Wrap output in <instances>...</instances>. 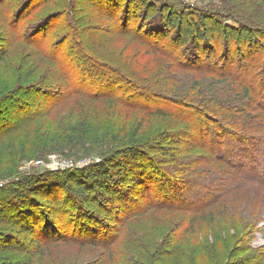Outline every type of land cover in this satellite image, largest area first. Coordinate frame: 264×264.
Wrapping results in <instances>:
<instances>
[{"label": "rangeland", "instance_id": "374dc122", "mask_svg": "<svg viewBox=\"0 0 264 264\" xmlns=\"http://www.w3.org/2000/svg\"><path fill=\"white\" fill-rule=\"evenodd\" d=\"M170 1L0 0V187L7 188L0 194V261L31 257L33 264H87L113 257L111 264H264V183L247 182L250 170L240 167L247 185L216 202L212 189L221 187L225 169L205 173L212 164L241 162L264 175V143L234 140L218 133L214 123L198 131L205 120L189 128L197 114L188 108L187 119L180 111L149 113L158 106L181 109L174 101L197 78L204 80L195 68L182 71L171 60L188 18L177 17L168 27L171 11L162 7ZM179 1L192 10H222L228 2ZM222 20L239 26L233 18ZM207 21L214 32L217 22ZM245 35L256 39L247 30L238 32L231 58L219 65H239L237 45ZM212 39L202 41L199 53L191 42L176 54L201 56L206 62L200 66L215 61L208 58L210 49L226 54L227 46ZM240 101L264 115L258 102ZM140 119L137 142L131 136ZM220 149L223 160L216 159ZM51 155L88 161L74 186L49 163ZM105 158L106 176L95 167ZM110 186L114 192L108 193ZM22 193L32 206L21 201V208H11ZM162 202L192 210L158 209ZM30 207L49 235L40 244L11 218ZM197 207L204 214L188 230ZM106 244L117 253H109Z\"/></svg>", "mask_w": 264, "mask_h": 264}, {"label": "trees", "instance_id": "16d2710c", "mask_svg": "<svg viewBox=\"0 0 264 264\" xmlns=\"http://www.w3.org/2000/svg\"><path fill=\"white\" fill-rule=\"evenodd\" d=\"M226 1L228 2L225 3L224 5L225 8H223L222 10L217 8L216 9L197 8L195 10H192L191 7L189 6L181 8V6L185 5V3L184 1H179V0L176 2L175 0L170 1V3L168 4L165 3L166 5L162 7L164 9L165 7H169V10L171 11V16L168 18V21H166L167 24L169 25L168 27L170 28H172L175 25V19L177 17L181 20L186 17L188 18V28H186L185 33L182 34L181 41L178 47L176 48V51L181 50L182 46L185 43L186 45H188L189 43L192 42L190 47L194 46L195 50L199 53L200 49H202L204 45L202 41L206 40L208 35H210L211 38H213L212 40L215 41L218 47L219 46L223 48L224 46L227 47H226V54L224 53V50L219 51L217 47H213L212 49H210L211 54L208 55V58L211 59L213 57H216V60L212 62L208 61L207 64L201 66L199 65V63L200 61L204 60L201 59V56L190 59L189 55L176 54L175 51V53H173V55L171 56V60L175 62V66L177 65L176 63L177 61L178 68L181 69L182 71L189 72L187 69L195 68V71L193 72H197L198 74L204 75V77H202L204 78V80L197 78L193 85L188 87L186 91L182 92L181 95H179L178 101H174L179 104L181 109L165 110L164 107L158 106L156 109H152V110L150 109L149 113L169 116L172 115L173 112L177 114V112L180 111L181 116H186L187 119L188 116L185 115L184 110L188 108L190 109V111H194L197 114V115H193L191 117V120H188L186 126H189V128L192 127L194 129L196 128V126H198L200 123H203V121L205 120L206 125L203 128L199 129L198 131L202 132L203 130L209 128L207 127V124L211 126V124L214 123L217 126L215 127V129L217 130L218 133L222 134L223 132L225 134H228L234 140L247 141L249 143L256 141L260 143H264V133H258L263 128L264 115L246 109L244 106L245 103H243L242 105V102L240 101V100H249V102L251 101H253L254 103L258 102L259 106L264 107L263 99H261V101L256 100L259 97H264V56H262L264 55V4L263 2L259 3L258 0H247V1L226 0ZM209 17L212 18V21L217 22L215 28L216 30H214V32L213 31L209 32L208 31L209 29H207L208 27L213 28V24L210 22L208 26L207 18ZM228 17L235 19L239 26L232 27L227 25V23H224L222 19L223 18L226 19ZM242 30H247L251 32L253 35H255L256 39H252V37L246 38V35L243 38L241 36V38L239 39L240 43L237 45L238 53L241 54V58H240L241 61L239 62V65L232 69H227L226 63L225 65L224 64L219 65L221 61L225 62V60L231 58L230 48L235 45L234 40L237 37L238 32ZM215 33H217L216 36H214ZM167 36L168 33L165 34L164 37ZM255 42H259V43H255ZM243 43L247 44V47H245L246 49L245 48L242 49ZM245 51H249L251 55L246 53ZM166 54L167 53H165L164 55ZM245 61H247L248 63L244 64L243 62ZM203 62L206 61L204 60ZM178 68H176V70ZM217 72H220L218 73L219 76L216 75ZM108 99L111 100L113 98L110 97ZM165 99H169V98L166 97ZM194 116L197 117L194 119L193 118ZM143 124H144L143 119H140L136 123L132 131L131 140L137 139L136 141L140 142L138 136L143 128ZM197 146L198 148L201 149H205L207 147V146L204 147L201 144ZM192 147H196V145L193 144ZM151 148L152 150L158 149V144L156 143V145H153V147ZM145 149L147 148L145 147ZM218 151H221V155L217 153L216 159L220 160L225 157V154L223 153L222 149ZM139 152L141 151L139 150L135 151L136 154H139ZM106 158L104 161H102V163L98 160L99 163L95 164V167L101 168L105 176L108 174V171L102 169L101 165H103L108 161V159ZM147 158L150 159V161L154 160L151 159V156H147ZM224 165H225L224 163H222V165L212 164L211 166H209V168L205 169V173L209 172L211 174H213V172H215L216 169L217 171L215 173L217 175L219 174V171L222 170V168L225 169V173L219 174L225 178V179H220L221 183L219 186L221 187L217 191L215 189H212L213 195L210 196L214 197L213 201L216 200L217 202L218 199L219 200H221L222 198L224 199L228 197L231 193L234 194V192L240 191L241 188L247 185V182L258 181V178L261 179L259 180V183H264L262 182V180H264V175L260 171H258V169L255 167H250V165L244 167V165L241 162L238 163L230 162L228 164L229 168L225 167L226 165L225 166ZM240 167L247 168L248 170H250V174L245 176L247 180L246 183L245 181H243L244 179L242 176V174L245 175V173L241 172L242 169ZM85 168L87 167L72 168L69 170L58 171V172H64L65 175L67 176L66 179L67 182L74 186L75 183L80 180V175L83 173V171H85ZM226 168H228L229 170H227ZM21 181L24 180L22 179ZM98 183L101 182L98 181ZM38 184L39 183H37V185ZM58 184L60 183L58 182L57 186ZM108 188H109L107 190L108 193L114 192L111 186ZM221 189L222 191H220L219 193V190ZM250 189L251 191H253L252 188ZM6 193H7L6 186L5 185L1 186L0 194H6ZM20 196H21L20 200H14L13 202H11L13 204V205H9L11 208H13L14 205H16V208H21L22 205L21 201H24V204L28 206H32V203L29 202L28 197L26 196L25 193H22V195ZM51 199L47 198V200H51ZM162 201H164L163 198ZM5 208L6 206H4L2 210H4ZM177 208L180 210L182 209L192 210L191 207H187V208H181L179 206L176 207V205L168 204L167 202H162L161 204L158 205V209L175 210ZM152 209L155 208L152 207ZM27 211L28 213H23L24 211L19 212L18 214L21 216H19L17 213L14 212L11 218L14 219L13 221L14 224L20 223L21 231L27 232L29 234L32 233L36 234V237L33 239L36 240L37 244H40L41 236L44 235L46 237L49 235L48 234L45 235L47 231H44L45 226L43 224L41 216L39 214H35V210H33L31 207L27 209ZM55 213L58 214V211L55 210ZM199 214L202 215L204 213H202V209H199L197 207L196 211L190 216L189 220L191 223V227L188 230H191L193 228L196 220L199 217ZM30 216L33 217L32 223L26 221V218ZM39 220L42 221V223L36 225L37 223H39ZM5 244L7 246H12V242H10L9 240H6ZM105 247H107V250H110L109 253H111L112 255H114L113 253H117L114 247L108 248L109 244L108 245L106 244ZM111 262H115L113 257L111 258L102 257L101 260L99 261H94L93 263H87V264H111ZM0 264H33V260L31 257H22L15 260L5 259L0 261Z\"/></svg>", "mask_w": 264, "mask_h": 264}, {"label": "built area", "instance_id": "2783aa9c", "mask_svg": "<svg viewBox=\"0 0 264 264\" xmlns=\"http://www.w3.org/2000/svg\"><path fill=\"white\" fill-rule=\"evenodd\" d=\"M51 156L50 157L52 158V160L49 163H54L58 170H69V169H72V168H81V167H84L83 165L88 164V161L80 160V161L76 162L73 159H64V160H62V159H59L60 157L58 159L57 158H53V156H55V155H51ZM36 162H37V164H41L44 161L41 159V160H38ZM61 166H63V167H61Z\"/></svg>", "mask_w": 264, "mask_h": 264}]
</instances>
